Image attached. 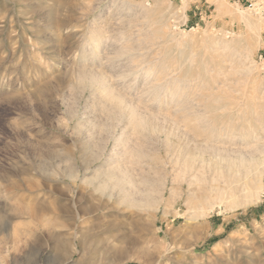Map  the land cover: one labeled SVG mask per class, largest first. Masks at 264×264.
<instances>
[{"label": "rangeland", "instance_id": "obj_1", "mask_svg": "<svg viewBox=\"0 0 264 264\" xmlns=\"http://www.w3.org/2000/svg\"><path fill=\"white\" fill-rule=\"evenodd\" d=\"M0 264H264V0H0Z\"/></svg>", "mask_w": 264, "mask_h": 264}, {"label": "bare ground", "instance_id": "obj_2", "mask_svg": "<svg viewBox=\"0 0 264 264\" xmlns=\"http://www.w3.org/2000/svg\"><path fill=\"white\" fill-rule=\"evenodd\" d=\"M115 99H116V97H115ZM115 101V100H114ZM121 100L119 99L118 100V102H120ZM189 154H190V156H189ZM188 154V156H186V157H184L183 159V161H184V164L183 165H186L188 168H189V166H192L193 165V163H195L194 162V160H195V158H196V156L195 157H193V156H191L192 154L191 153H189ZM200 160V159H199ZM223 162V161H222ZM228 165L230 164V161L229 162H226ZM226 163H224V164H226ZM223 164V163H222ZM223 164V165H224ZM228 165H226V167L228 166ZM182 166V165H181ZM225 166V165H224ZM185 168V167H184ZM188 168H186L187 170H188ZM199 169V168H198ZM196 175V174H195ZM220 179V178H219ZM204 181V180H203ZM248 185H250V184H247L246 186H248ZM213 188L212 189H214V187H215V185L214 186H212ZM218 188V187H217ZM208 189H210V188H208ZM217 190V189H216ZM212 191V190H211ZM218 191V190H217ZM207 192V191H206ZM208 192H210V190H208ZM213 192V191H212ZM217 193V192H216Z\"/></svg>", "mask_w": 264, "mask_h": 264}, {"label": "built area", "instance_id": "obj_3", "mask_svg": "<svg viewBox=\"0 0 264 264\" xmlns=\"http://www.w3.org/2000/svg\"><path fill=\"white\" fill-rule=\"evenodd\" d=\"M255 5V2H250L249 3V8H252Z\"/></svg>", "mask_w": 264, "mask_h": 264}]
</instances>
